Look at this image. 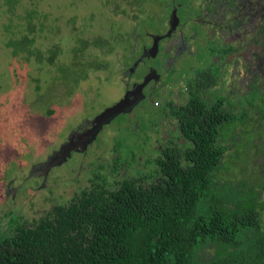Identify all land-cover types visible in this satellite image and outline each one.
I'll return each instance as SVG.
<instances>
[{
    "label": "trees",
    "instance_id": "trees-1",
    "mask_svg": "<svg viewBox=\"0 0 264 264\" xmlns=\"http://www.w3.org/2000/svg\"><path fill=\"white\" fill-rule=\"evenodd\" d=\"M106 1L115 5V0ZM122 1L137 8L157 2ZM114 11L116 16L123 14L117 5ZM156 13L130 16V30L120 34L122 40L110 38L113 46L100 40L82 42L74 50V58L83 46L99 44L105 51L120 48L119 64L131 63L146 33L160 29L156 19L161 13ZM27 34L7 41L11 53L23 50L37 62L52 65L54 54L43 59L30 50L34 40ZM123 38L130 40L124 42ZM81 64L74 62L59 71L71 70L73 74ZM210 77L187 79V100L180 107L163 100L160 113L175 121L176 133L171 138L142 135L149 139L148 153H129V161L118 153L120 144L113 147L114 157L105 164L96 161V168L90 163L86 186L72 192L65 203L52 204L31 222L19 218L12 223L0 239V264H264V202L260 199L264 187L219 178L232 166L231 148L237 152L242 146L249 114L246 109L232 111L225 96L208 101L199 97L201 89L218 79L216 72ZM250 99L263 102L264 93L256 92L246 99L247 108L253 111L255 104ZM157 100L152 99V107L158 106ZM131 111L114 118L123 117V126L128 122V127L121 126L115 135L122 137L125 130L136 132ZM236 126L242 132H236ZM144 127L148 128L149 122L145 121ZM152 150L153 155H149ZM128 163L140 173L130 176Z\"/></svg>",
    "mask_w": 264,
    "mask_h": 264
},
{
    "label": "rangeland",
    "instance_id": "rangeland-1",
    "mask_svg": "<svg viewBox=\"0 0 264 264\" xmlns=\"http://www.w3.org/2000/svg\"><path fill=\"white\" fill-rule=\"evenodd\" d=\"M198 3L204 4L196 0L194 6ZM114 4L112 6L106 0H0V239L19 218L31 222L43 216L52 204L65 203L72 192L86 186L90 163L96 168L98 160L104 164L109 162L114 157L113 147L120 144L118 151H121L117 152L129 161V153H148V137L164 140L166 133L162 132L172 128L159 121L154 126L144 127V122L158 110L151 104L134 106L131 111L133 127L136 132H141L140 135L128 130L122 137L115 135L121 126L128 127V122L123 126V117L114 119L87 147L84 156L72 153L62 164L51 165L43 178L44 160L58 149L78 122L87 120L114 101L121 91L119 82L124 81L119 75L120 48L105 51L99 44L98 47L83 46L76 58L74 50L81 47L82 42L90 44L96 40L113 46L110 38H121V33L130 30V16L142 18L148 12L156 11L155 5L137 8L122 0H115ZM116 5L123 11L121 16L114 13ZM28 22L30 26H27ZM117 23L121 24L119 29ZM28 27L30 33L27 34ZM186 32L187 27H184L183 33ZM26 34L34 40L30 50L36 51L41 58L54 54L52 65H46L43 60L37 62L23 50L14 55L11 53L7 41L18 40ZM126 39L130 40L123 38L124 42ZM127 47L131 48V45ZM125 58L130 61L127 56ZM180 61H176L177 66ZM74 62L83 64L80 69L73 70V74L71 70L60 73L59 70ZM101 62L105 66L101 67ZM91 63L94 65L90 66ZM237 74L228 77L225 74L218 87L227 91V87H232L238 80ZM243 86L239 85L241 93L246 91ZM183 88L182 83L175 92L179 89L184 96ZM183 96H178L176 102H182ZM250 100L255 104V113L251 107L243 108L249 114L248 123L243 126L247 132L243 140L246 144L242 141L237 152L231 148L230 154H234L232 166L224 169L219 178L264 187V117H260L264 114V101ZM157 101L159 103L160 99ZM233 110L235 113L240 111L237 106ZM240 129L236 126L235 131L242 132ZM260 132L263 135L258 138L256 134ZM147 133L148 137H142ZM153 153L152 150L149 155ZM126 171L130 176L140 173L132 169L130 163L126 165ZM260 199L264 202V191Z\"/></svg>",
    "mask_w": 264,
    "mask_h": 264
},
{
    "label": "flooded vegetation",
    "instance_id": "flooded-vegetation-1",
    "mask_svg": "<svg viewBox=\"0 0 264 264\" xmlns=\"http://www.w3.org/2000/svg\"><path fill=\"white\" fill-rule=\"evenodd\" d=\"M195 1H152L156 14L161 13L156 19L160 29L146 33L131 63L120 64L119 75L124 81L119 82L118 97L87 120L78 122L58 149L44 160V179L51 165L62 164L72 153L84 156L87 147L116 116L129 113L134 106L150 104L156 97L160 99L158 108L154 107L158 112L147 122L149 127L158 121L172 126V131L162 132L166 133V140L171 138L176 133L175 121L160 113L162 102L166 98L176 107L183 105L187 100V79L197 76L210 79L216 72V83L201 89L199 97L208 101L217 95L225 96L232 111L235 106L240 111L245 108L247 103L242 102L250 98L249 94L264 93V0H201L203 6L199 3L194 6ZM184 27H187L185 34ZM221 49L226 53L218 51ZM178 60L181 61L177 66ZM234 73H238V80L232 87H227V91L218 87L225 74L228 77ZM182 83L184 96L179 89L175 92ZM241 84L246 90L242 93ZM178 96L184 97L182 102H176Z\"/></svg>",
    "mask_w": 264,
    "mask_h": 264
}]
</instances>
